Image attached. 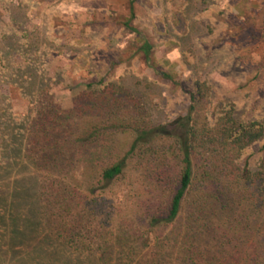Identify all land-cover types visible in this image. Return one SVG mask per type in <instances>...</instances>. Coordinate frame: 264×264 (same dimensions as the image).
I'll list each match as a JSON object with an SVG mask.
<instances>
[{"label":"trees","instance_id":"16d2710c","mask_svg":"<svg viewBox=\"0 0 264 264\" xmlns=\"http://www.w3.org/2000/svg\"><path fill=\"white\" fill-rule=\"evenodd\" d=\"M137 1L121 25L168 78L132 25ZM189 79L187 112L165 128L133 92L101 79L67 110L40 104L19 139L0 134V263L264 264V145L248 155L264 143V125L216 102L208 79ZM129 164L151 197L136 202L135 219L120 215L122 197L105 196ZM21 166L30 175L3 179Z\"/></svg>","mask_w":264,"mask_h":264},{"label":"rangeland","instance_id":"374dc122","mask_svg":"<svg viewBox=\"0 0 264 264\" xmlns=\"http://www.w3.org/2000/svg\"><path fill=\"white\" fill-rule=\"evenodd\" d=\"M128 8V0H0V134L19 139L40 104L67 110L87 82L101 79L133 92L145 117L169 126L186 114L195 75L238 118L264 125V0H138L132 25L154 45V64L168 78L136 53L140 43L121 25ZM117 138L122 154L126 134ZM27 168L3 179L28 176ZM135 168L105 193L123 198L128 219L141 214L136 202L151 199Z\"/></svg>","mask_w":264,"mask_h":264}]
</instances>
